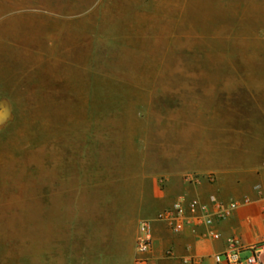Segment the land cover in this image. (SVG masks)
<instances>
[{
	"label": "rangeland",
	"instance_id": "374dc122",
	"mask_svg": "<svg viewBox=\"0 0 264 264\" xmlns=\"http://www.w3.org/2000/svg\"><path fill=\"white\" fill-rule=\"evenodd\" d=\"M21 1L81 13L7 96L0 264H133L167 179L255 140L264 0Z\"/></svg>",
	"mask_w": 264,
	"mask_h": 264
},
{
	"label": "crops",
	"instance_id": "0c3cea01",
	"mask_svg": "<svg viewBox=\"0 0 264 264\" xmlns=\"http://www.w3.org/2000/svg\"><path fill=\"white\" fill-rule=\"evenodd\" d=\"M40 8L45 12H39ZM75 8L81 13L80 6L64 2L40 6L38 2L0 0V100L6 99L11 108L7 96L14 88L21 66L61 48L63 34L71 32L65 29L61 16ZM12 114L14 117L13 108ZM255 120V140H249L237 158L223 167L190 168L168 178L159 203L164 208L177 199L208 203L210 196H215L223 202H237V208L228 219L212 228L186 227L179 234L153 223L149 264H191V258L200 264H216L214 256L226 252L233 239L245 247L264 242V116H256ZM188 175H195L198 180L190 183L186 180ZM209 175L214 177L213 182L207 180ZM210 229L220 238L213 239Z\"/></svg>",
	"mask_w": 264,
	"mask_h": 264
},
{
	"label": "built area",
	"instance_id": "2783aa9c",
	"mask_svg": "<svg viewBox=\"0 0 264 264\" xmlns=\"http://www.w3.org/2000/svg\"><path fill=\"white\" fill-rule=\"evenodd\" d=\"M188 182H196L195 175L186 176ZM209 182L214 177H207ZM264 197V191L262 192ZM235 201L223 202L215 196H210L208 203H201L198 199H177L168 207L158 211L153 218L142 220L139 223L138 235L135 243L133 264H149L153 237L151 227L159 223L174 234H179L186 227L205 226L212 228L214 224L228 219L237 208ZM209 235L219 239L220 235L211 230ZM247 252L245 256H242ZM216 264H264V242L250 246H242L237 240H231L226 252L214 256ZM191 264H200V261L191 258Z\"/></svg>",
	"mask_w": 264,
	"mask_h": 264
},
{
	"label": "water",
	"instance_id": "95a60500",
	"mask_svg": "<svg viewBox=\"0 0 264 264\" xmlns=\"http://www.w3.org/2000/svg\"><path fill=\"white\" fill-rule=\"evenodd\" d=\"M13 118L10 103L6 99L0 100V130L12 122Z\"/></svg>",
	"mask_w": 264,
	"mask_h": 264
}]
</instances>
